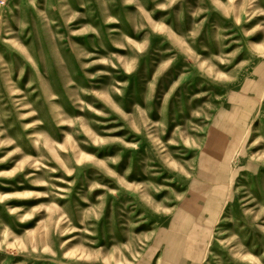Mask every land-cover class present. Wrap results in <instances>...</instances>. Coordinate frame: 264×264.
<instances>
[{
    "label": "rangeland",
    "instance_id": "rangeland-1",
    "mask_svg": "<svg viewBox=\"0 0 264 264\" xmlns=\"http://www.w3.org/2000/svg\"><path fill=\"white\" fill-rule=\"evenodd\" d=\"M0 264H264V0H0Z\"/></svg>",
    "mask_w": 264,
    "mask_h": 264
}]
</instances>
